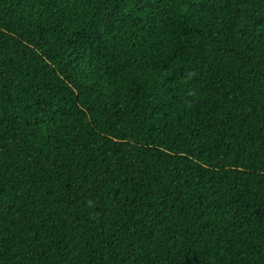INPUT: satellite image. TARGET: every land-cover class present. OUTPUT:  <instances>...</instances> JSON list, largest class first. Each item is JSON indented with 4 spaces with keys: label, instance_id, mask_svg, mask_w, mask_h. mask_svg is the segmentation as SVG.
I'll list each match as a JSON object with an SVG mask.
<instances>
[{
    "label": "trees",
    "instance_id": "16d2710c",
    "mask_svg": "<svg viewBox=\"0 0 264 264\" xmlns=\"http://www.w3.org/2000/svg\"><path fill=\"white\" fill-rule=\"evenodd\" d=\"M0 264H264V0H0Z\"/></svg>",
    "mask_w": 264,
    "mask_h": 264
}]
</instances>
